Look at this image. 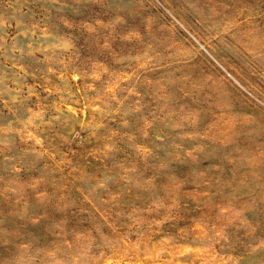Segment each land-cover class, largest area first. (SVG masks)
Masks as SVG:
<instances>
[{
  "label": "rangeland",
  "instance_id": "rangeland-1",
  "mask_svg": "<svg viewBox=\"0 0 264 264\" xmlns=\"http://www.w3.org/2000/svg\"><path fill=\"white\" fill-rule=\"evenodd\" d=\"M0 264H264V0H0Z\"/></svg>",
  "mask_w": 264,
  "mask_h": 264
}]
</instances>
